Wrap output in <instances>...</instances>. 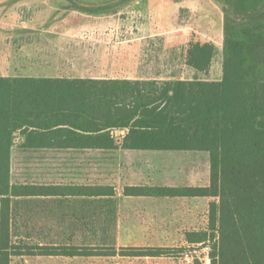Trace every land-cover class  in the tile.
Wrapping results in <instances>:
<instances>
[{"label":"trees","instance_id":"16d2710c","mask_svg":"<svg viewBox=\"0 0 264 264\" xmlns=\"http://www.w3.org/2000/svg\"><path fill=\"white\" fill-rule=\"evenodd\" d=\"M224 4L219 80L0 76V264L168 253L118 246L114 180L126 150L159 154L151 162L160 167H144L149 180L126 184L123 195L213 197L207 228L186 231L187 242L213 240L210 264H264V0ZM215 53L213 41L193 35L185 63L208 74ZM15 148L44 174L26 168L14 177ZM200 163L207 183L190 184L185 169ZM169 164L178 184L165 183ZM78 232L100 244L74 242Z\"/></svg>","mask_w":264,"mask_h":264},{"label":"rangeland","instance_id":"374dc122","mask_svg":"<svg viewBox=\"0 0 264 264\" xmlns=\"http://www.w3.org/2000/svg\"><path fill=\"white\" fill-rule=\"evenodd\" d=\"M28 0H0V21L4 15H9V3L19 4ZM41 2L45 0H35ZM85 5L86 15L80 19V25L86 27H101L116 29L117 35L107 45L112 50L109 75L126 77L140 75L144 78L168 79H208L219 80L223 74V39H224V0H71ZM50 13L46 12L43 21L38 20L34 25L49 24ZM81 18V17H80ZM73 20V19H71ZM73 22V21H72ZM71 22V23H72ZM36 23V24H35ZM0 27H3L0 23ZM147 32L143 41H132V35ZM133 33V34H132ZM145 35V34H144ZM201 40H211L216 44L212 68L208 74L199 73L185 63L187 42L192 36ZM110 59V58H108ZM95 73V72H94ZM120 132H117L119 134ZM191 151L181 155L192 156ZM28 158L18 148L13 152L12 170L14 177L21 178V172L30 168L31 173L44 174V167L38 159L28 162ZM52 158V157H50ZM44 160V159H43ZM42 160V161H43ZM51 161V159H49ZM190 181L203 183L209 177L207 166L192 167ZM45 176V175H44ZM93 174L89 178L92 182ZM117 189L123 196V185L118 180ZM213 197H197L192 199H147L125 198V204H158L177 206L181 210V218L175 222L183 224L170 227L133 228L122 234L121 238L163 239L166 242H120L121 247H152L167 248L168 253L161 256H23L14 257L12 264H194L198 258L202 264H210L209 245L191 244L185 239V232L204 229L208 226L209 204ZM52 218H47L49 228L53 227ZM153 222V221H151ZM174 222V223H175ZM131 229V228H130ZM128 236H127V235ZM118 235V233H117ZM55 237V236H54ZM54 237H48L51 240ZM74 242H91L97 246V234L80 233L75 235ZM194 256L187 259L188 255Z\"/></svg>","mask_w":264,"mask_h":264},{"label":"crops","instance_id":"0c3cea01","mask_svg":"<svg viewBox=\"0 0 264 264\" xmlns=\"http://www.w3.org/2000/svg\"><path fill=\"white\" fill-rule=\"evenodd\" d=\"M1 5V3H0ZM9 15H4L3 27H0V76L6 77H54V78H95L115 79L109 75L112 50L108 43L113 42L117 35L116 29L101 27H86L80 25V19L86 15L85 5L71 0H45L36 2L28 0L24 3H9ZM49 12V24L34 25V22L43 21L44 13ZM81 17V18H80ZM73 19V20H71ZM73 21V22H72ZM72 22V23H71ZM36 24V23H35ZM133 34V33H132ZM145 34V35H144ZM132 41L140 43L147 32H138L132 35ZM110 58V59H108ZM95 72V73H94ZM124 79L148 80L143 76H126ZM123 169L114 180H118L123 188L126 184H140L148 181L144 167L151 166L153 170L159 165L152 163L159 154H150L142 151H123ZM153 155V156H152ZM166 156V154H164ZM162 156L165 157V156ZM173 157V156H172ZM176 166V165H175ZM173 164H169V175L165 174V183L178 184L174 181ZM186 178L190 184L191 167L185 169ZM204 183H207L205 181ZM118 209L117 242H166L163 239L121 238L123 233L133 228L181 226L183 223L175 221L181 218V210L177 206L158 204H125V198L147 199H192L197 197H144L120 196ZM153 221V222H151ZM175 222V223H174ZM131 228V229H130ZM124 235V234H123ZM127 235V234H126ZM128 236V235H127Z\"/></svg>","mask_w":264,"mask_h":264},{"label":"built area","instance_id":"2783aa9c","mask_svg":"<svg viewBox=\"0 0 264 264\" xmlns=\"http://www.w3.org/2000/svg\"><path fill=\"white\" fill-rule=\"evenodd\" d=\"M122 133H124V131H122ZM187 255H188V254H187ZM190 257H193V258H194V256H190V255H188V256H187V259L190 258Z\"/></svg>","mask_w":264,"mask_h":264}]
</instances>
